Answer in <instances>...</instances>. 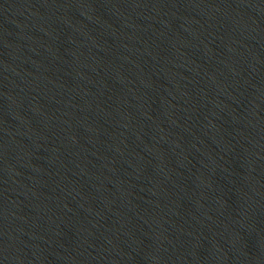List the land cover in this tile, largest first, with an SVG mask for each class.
I'll return each instance as SVG.
<instances>
[{
  "label": "water",
  "instance_id": "water-1",
  "mask_svg": "<svg viewBox=\"0 0 264 264\" xmlns=\"http://www.w3.org/2000/svg\"><path fill=\"white\" fill-rule=\"evenodd\" d=\"M0 264H264V0H0Z\"/></svg>",
  "mask_w": 264,
  "mask_h": 264
}]
</instances>
